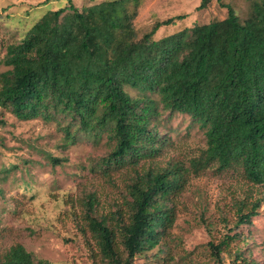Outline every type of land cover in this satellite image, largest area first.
I'll return each mask as SVG.
<instances>
[{
	"label": "trees",
	"instance_id": "trees-1",
	"mask_svg": "<svg viewBox=\"0 0 264 264\" xmlns=\"http://www.w3.org/2000/svg\"><path fill=\"white\" fill-rule=\"evenodd\" d=\"M211 1L200 0L196 8ZM216 1L226 8L222 19L159 35L163 25L183 18L177 14L138 37L136 10L126 0L86 8L68 0L42 13L19 42L6 46L1 107L21 120H55L66 144L75 143L80 132L96 140L105 134L113 141L98 164L105 178L131 163L134 173L120 207L99 211L93 193L81 203L95 255L106 264H132L173 225L183 169L139 164L163 146L157 127L163 115L185 114L203 130L204 158L193 164L215 161L220 170L238 168L247 181L264 185V0H254L243 20L231 5ZM259 202L241 205L237 224L250 222ZM233 240L226 232L211 242L213 257L221 261L222 252L230 254ZM0 264L51 263L13 241L0 245ZM223 264L260 263L235 252Z\"/></svg>",
	"mask_w": 264,
	"mask_h": 264
},
{
	"label": "rangeland",
	"instance_id": "rangeland-1",
	"mask_svg": "<svg viewBox=\"0 0 264 264\" xmlns=\"http://www.w3.org/2000/svg\"><path fill=\"white\" fill-rule=\"evenodd\" d=\"M71 1L86 8L102 0ZM199 1L126 0V5L136 10L133 25L141 37L154 22L177 14L183 18L163 25L159 35L225 17L226 8L216 0L197 9ZM223 1L243 20L254 0ZM67 4L68 0H0V71L9 68L3 61L6 46L19 42L42 13ZM157 127L163 146L139 164L152 168L174 164L183 169L184 181L175 200L173 225L156 246L136 254L132 264H223L235 252L264 264V185L247 181L238 168L220 170L215 161L193 164L204 158L206 140L187 115H163ZM112 143L105 134L96 140L80 132L75 143L66 144L55 120L40 116L21 120L0 106V245L20 242L36 259L51 264H106L95 255L81 203L93 193L96 208L107 213L127 197L134 173L129 161L110 170L108 178L99 171ZM255 199H260L257 214L250 222L237 224L238 208ZM226 232L234 236L232 251L222 252L219 261L212 255L211 242L217 243Z\"/></svg>",
	"mask_w": 264,
	"mask_h": 264
},
{
	"label": "crops",
	"instance_id": "crops-1",
	"mask_svg": "<svg viewBox=\"0 0 264 264\" xmlns=\"http://www.w3.org/2000/svg\"><path fill=\"white\" fill-rule=\"evenodd\" d=\"M46 1V0H45ZM52 9H54L53 7H52Z\"/></svg>",
	"mask_w": 264,
	"mask_h": 264
}]
</instances>
